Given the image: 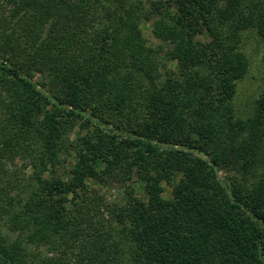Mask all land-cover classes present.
<instances>
[{
  "label": "trees",
  "instance_id": "trees-1",
  "mask_svg": "<svg viewBox=\"0 0 264 264\" xmlns=\"http://www.w3.org/2000/svg\"><path fill=\"white\" fill-rule=\"evenodd\" d=\"M251 29L264 0H0V264H264Z\"/></svg>",
  "mask_w": 264,
  "mask_h": 264
},
{
  "label": "rangeland",
  "instance_id": "rangeland-1",
  "mask_svg": "<svg viewBox=\"0 0 264 264\" xmlns=\"http://www.w3.org/2000/svg\"><path fill=\"white\" fill-rule=\"evenodd\" d=\"M142 31L148 38V44L155 45L159 41L154 39L149 34L150 23L148 21H142L140 24ZM239 48L245 52L249 60V66L247 72L244 76L236 81L235 95H234V106L235 114L240 118H247L250 116L254 109L255 99L263 88L264 84V41L258 37L254 30H244L241 33V41L239 43ZM160 60L164 63V66L160 67V72L164 73L165 68L174 69L173 61L165 58L163 53L160 52ZM40 75H36L35 79H40ZM163 77L161 78V81ZM77 129H71L69 131L70 138L74 137V133ZM201 156H205L202 153H198ZM64 157V156H63ZM65 158V157H64ZM63 166L67 167V158L64 159ZM233 171L227 170L226 167L220 169L217 173L218 178L222 179L227 174H231ZM233 174V173H232ZM233 176H235L233 174ZM93 187H97L100 193L103 194L107 201H119L122 195L123 187L118 182H108L106 185H101L99 183L91 184ZM133 188L136 192L141 191V182L135 181L133 183ZM167 188V187H166ZM166 192V191H165ZM166 196L167 193H164Z\"/></svg>",
  "mask_w": 264,
  "mask_h": 264
}]
</instances>
